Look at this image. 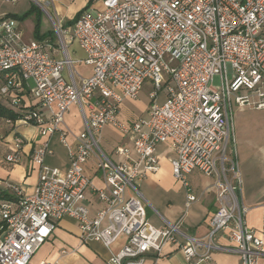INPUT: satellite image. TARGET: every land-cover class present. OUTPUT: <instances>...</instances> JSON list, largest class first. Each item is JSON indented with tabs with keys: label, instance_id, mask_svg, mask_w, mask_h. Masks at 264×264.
<instances>
[{
	"label": "built area",
	"instance_id": "built-area-1",
	"mask_svg": "<svg viewBox=\"0 0 264 264\" xmlns=\"http://www.w3.org/2000/svg\"><path fill=\"white\" fill-rule=\"evenodd\" d=\"M31 1L41 7L54 2ZM53 26L55 45L22 44L16 21L0 20V99L25 109L19 120L0 122L33 127L42 139L32 153L39 170L35 191L25 194L9 184L14 200L0 203V224H6L0 264H29L65 217L77 222L82 241L108 250V264H145L150 254L158 264L168 245L178 247L185 264L210 261L216 252L236 254L241 264H263L264 234L247 223L233 107L264 110V0H102V9L85 10L72 26L59 19ZM73 43L85 60L70 55ZM81 63L92 68L90 76L78 71ZM216 76L219 89L212 86ZM146 83L152 86L149 117L123 123L120 107L136 100ZM26 90L35 108L24 100ZM162 91L166 100L160 103ZM74 105L84 123L78 134L65 122ZM106 127L126 141L114 150L119 163L101 148ZM56 134L69 154L67 171L46 163ZM25 144L15 134L6 160L20 163ZM161 144L174 153L171 172L185 190V203L178 222L156 227L139 187L159 172ZM93 159L102 188L85 171ZM194 171L213 180L217 204L205 238L183 230L199 200L190 181ZM89 193L104 205L94 216ZM221 238L230 244H220Z\"/></svg>",
	"mask_w": 264,
	"mask_h": 264
},
{
	"label": "crops",
	"instance_id": "crops-1",
	"mask_svg": "<svg viewBox=\"0 0 264 264\" xmlns=\"http://www.w3.org/2000/svg\"><path fill=\"white\" fill-rule=\"evenodd\" d=\"M27 1H30L31 5L27 4ZM10 3H12L13 9L6 11V4ZM33 5L35 4L31 0H0V20L3 18L20 20L16 17H13H20L21 13H19V8L24 7V9H26L25 12L27 13L32 9ZM88 6L89 9L99 10L102 7V0H54L53 3L47 5V9L55 15V19L52 16L50 17L52 26L53 21L58 19L62 20L66 26H72L74 20H76V18L82 14ZM25 22L26 21H22L20 24L19 21H17L18 29L24 34V37L25 33L23 32L22 24ZM34 29L33 34L26 40H22L23 37H21L22 44H28L29 41L32 42L34 40H42L49 41L55 45L54 30L47 28L41 19L39 35L43 36L42 39L36 38ZM69 52L70 55L75 59H80L83 61L86 58L84 51L81 50L76 43H73L69 46ZM52 55L57 56V54L53 53ZM79 67L82 68V70L79 69ZM77 69L81 75L85 77L90 76L92 73V68L84 63L77 65ZM2 79L3 76L0 74V82ZM30 85L32 86L33 83H30ZM22 94L24 100L30 105L29 107L35 108L36 104L34 100H32L28 90L24 91ZM136 100L130 101L135 102ZM158 100L160 103L165 102V93L163 94V99H160L159 93ZM0 106L8 109H14L18 112L25 110L15 107L11 104V100L7 98L0 99ZM142 110V115H132L126 108L124 102L120 107L119 119L127 125H132L139 119H147L149 117V105L144 106ZM74 113H77L78 115L76 122L72 121ZM65 122L66 125L76 134L83 130V118L78 106L74 105L71 107L70 111L65 116ZM105 129H109L110 131L108 132L109 134H105L104 136ZM105 129L103 131L102 141L106 139L107 149L105 150V147L103 146H101V148L109 157H111L114 162L119 163L121 162V159L114 154V150L118 145L125 143L126 141L124 140L122 134L112 127H106ZM15 134L24 136L26 138V144L21 162L18 164H11L6 160V157L11 152ZM113 134H117L118 136V138L115 139L116 141L112 140L111 138H107V136H111ZM41 141L42 139L38 136L36 129L33 127H29L21 123L11 125L5 122H0V194L5 192L12 197V199L1 200L0 203L3 201H13L14 195L13 192L8 188L9 184L21 187L25 194H32L35 191L39 178V170L32 161V153L34 147ZM161 145L166 147L168 146L166 144ZM50 148L53 153L47 156L46 163L50 166L59 168L62 171H67L70 167L69 154L67 149L61 145L59 136L57 134L51 138ZM63 153L64 157L62 155ZM157 154L162 161L163 159L159 154L158 149ZM85 171L95 186L99 188L104 187V181L100 171L97 168L96 160H90L85 166ZM196 172L198 171H194L192 174ZM261 172L262 173L259 175L262 182L260 184V188L252 192L247 197H245L243 192V198L245 205L250 208V211L247 215V223L249 227L256 230L260 234H264V169ZM142 185L147 192V194L142 193L143 196L145 197L148 204L158 214L154 215L149 211L147 216L149 222L156 227L164 226L165 221L170 223L178 222L184 209L185 190L181 184L174 179L171 172L170 162L168 166L163 165L162 163L159 172L149 175L148 178L142 182ZM193 188L199 200L193 205L187 214L184 220L183 230L193 237L205 238L210 231V219L217 210L215 192L206 186H193ZM172 189L180 191L181 193L180 208L173 203V200L170 199L167 202V200L162 199L160 195H157L159 192L169 193ZM87 200L89 207L92 210V216H94L96 210L102 209L104 207V205L98 202L95 196H93L91 193L87 195ZM218 242L222 245L230 244L225 238L219 239ZM118 249L119 245L115 247V250ZM108 258L109 252L101 243L93 240L85 242L82 241L80 239L77 222L71 217H65L58 222L51 237L34 254L29 264H41L42 262H48L52 264H108ZM153 261L154 255L150 254L146 257L145 264H153ZM261 262L264 264V258ZM158 264H185V260L177 246L168 245L164 247L162 256L158 260ZM200 264H241V259L236 254L216 252L212 255V259L210 261Z\"/></svg>",
	"mask_w": 264,
	"mask_h": 264
},
{
	"label": "rangeland",
	"instance_id": "rangeland-1",
	"mask_svg": "<svg viewBox=\"0 0 264 264\" xmlns=\"http://www.w3.org/2000/svg\"><path fill=\"white\" fill-rule=\"evenodd\" d=\"M27 4L31 5L30 1H27ZM35 5L37 7V10H35L34 13L26 17L24 20H15L16 23L17 21H19V23L22 21L23 22L26 21L24 24H22L23 32L25 33V37H24V34L21 32L23 37L22 40L23 39L26 40L33 34V29L34 27H36L39 19H41L45 23V26L47 28L54 30L50 17L52 16L54 18L55 15L47 9L46 4H43L42 7L37 4ZM9 9H13L12 3L6 4L5 10L7 11ZM100 9H102V7ZM25 11L26 9H24V7L19 8V13H21L20 17L25 15L26 13ZM47 12H49L50 15ZM79 69L82 70V68L80 67ZM221 85H222L221 78L219 76H216L212 82V86L215 89H219ZM150 91H151V85L149 83H146L135 102L130 100L125 101V106L130 111V114L140 116L143 113L142 108L144 106L149 105L150 107L151 105V99L149 96ZM163 94H164L163 91L160 92V99H163ZM72 119L73 122L77 121L78 119L77 113L73 114ZM233 129H234V136L236 139L237 150H238L239 166L244 182L243 192L245 194V197H247L252 192L258 190L260 188V184L262 183L259 175L260 173H262L261 171L264 169V110H258L251 107L239 108L234 104ZM109 131H110L109 129H105L104 136L105 134H109L108 133ZM107 138H111L112 140L116 141L115 139H117L118 136L117 134H113L111 136H107ZM101 146L105 147V150L107 149L106 139L102 141ZM158 152L163 159L161 161V164L163 163V165L168 166L170 159L174 157L173 151L168 146L166 147L160 145L158 148ZM62 155L64 157V153ZM190 181L194 187L206 186L211 188V190L213 191L212 188L213 180L211 178L204 176L199 171L190 176ZM139 189L142 193L147 194L142 183L140 184ZM157 195H160V197L162 199L167 200V202L170 199L173 200V203L180 208V195H181L180 191H176L175 189H172L169 193L159 192V194L157 193ZM147 209H148L147 216L149 211L152 212V214L154 215H158L157 212L150 205H147ZM183 214H184V209L182 211V215Z\"/></svg>",
	"mask_w": 264,
	"mask_h": 264
},
{
	"label": "trees",
	"instance_id": "trees-1",
	"mask_svg": "<svg viewBox=\"0 0 264 264\" xmlns=\"http://www.w3.org/2000/svg\"><path fill=\"white\" fill-rule=\"evenodd\" d=\"M36 9H37L36 6L33 5L32 9L29 12H27L24 16H22V17L13 16V17L14 18L16 17V18H18L20 20H24L26 17L31 15ZM87 9H89V6L85 10H87ZM80 15L76 18V20H74V22L72 24H74L77 21V19L80 17ZM39 27H40V19L38 20L37 25L35 27V36L38 39H42L43 36L39 35ZM21 116H22V112H18V111L14 110V109H8V108H5L3 106H0V117L1 118H7V119H11V120L17 121V120H19L21 118ZM5 199H12V197L9 196L8 194H6L5 192H2L0 194V201L1 200H5ZM13 200H14V198H13ZM2 226H3V229H4L6 227V224H3ZM2 226L0 224V232H1V227Z\"/></svg>",
	"mask_w": 264,
	"mask_h": 264
}]
</instances>
